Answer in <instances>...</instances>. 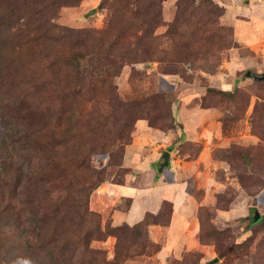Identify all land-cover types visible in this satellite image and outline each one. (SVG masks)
<instances>
[{
  "label": "rangeland",
  "instance_id": "obj_1",
  "mask_svg": "<svg viewBox=\"0 0 264 264\" xmlns=\"http://www.w3.org/2000/svg\"><path fill=\"white\" fill-rule=\"evenodd\" d=\"M248 70L264 0H0V264H264Z\"/></svg>",
  "mask_w": 264,
  "mask_h": 264
},
{
  "label": "trees",
  "instance_id": "obj_2",
  "mask_svg": "<svg viewBox=\"0 0 264 264\" xmlns=\"http://www.w3.org/2000/svg\"><path fill=\"white\" fill-rule=\"evenodd\" d=\"M56 28H58V26L55 24H51L50 27H47V35L52 36L50 32L54 31ZM64 30L67 32V29H64ZM63 62H64V65L66 66L69 64L66 60H64ZM71 65L73 66V68H77L78 65L80 67H83L82 56H79V55L75 56L74 54L73 60L71 61ZM1 85H2V82H0V86ZM2 101L3 100H1V102ZM0 134H1L0 135V149L4 148L6 146V143L11 144L13 142L15 143L14 145H17L21 150H26L27 148L30 147L28 145L29 137L26 140L24 136L23 137L18 136L17 134H23V132L18 127L14 126V121L12 120H9V119L6 120L5 125L0 130ZM5 204L6 202H4V206Z\"/></svg>",
  "mask_w": 264,
  "mask_h": 264
},
{
  "label": "water",
  "instance_id": "obj_3",
  "mask_svg": "<svg viewBox=\"0 0 264 264\" xmlns=\"http://www.w3.org/2000/svg\"><path fill=\"white\" fill-rule=\"evenodd\" d=\"M246 75L247 76H252V77L260 79V80H264V72L263 73H255L252 70H248ZM163 159L164 160L162 162H160L157 165V167H156L159 173H162L163 170L165 168L169 167V165H170V156H169V154L164 155ZM260 218H261V213L258 210H256L255 214H254V217H253V221L256 222Z\"/></svg>",
  "mask_w": 264,
  "mask_h": 264
},
{
  "label": "crops",
  "instance_id": "obj_4",
  "mask_svg": "<svg viewBox=\"0 0 264 264\" xmlns=\"http://www.w3.org/2000/svg\"><path fill=\"white\" fill-rule=\"evenodd\" d=\"M138 159V158H137ZM171 184V183H170ZM165 193H167V192H164V194L163 195H165ZM133 211H134V209H133ZM144 214V212H141V214H139V216L137 217V219H139L140 218V216H142Z\"/></svg>",
  "mask_w": 264,
  "mask_h": 264
}]
</instances>
